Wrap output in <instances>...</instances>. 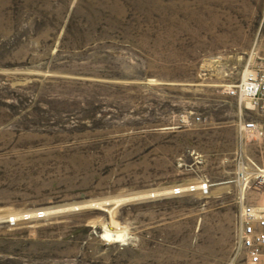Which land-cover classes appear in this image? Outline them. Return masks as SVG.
Returning a JSON list of instances; mask_svg holds the SVG:
<instances>
[{"label":"rangeland","instance_id":"rangeland-1","mask_svg":"<svg viewBox=\"0 0 264 264\" xmlns=\"http://www.w3.org/2000/svg\"><path fill=\"white\" fill-rule=\"evenodd\" d=\"M261 68L264 0H0V264H247Z\"/></svg>","mask_w":264,"mask_h":264},{"label":"built area","instance_id":"built-area-1","mask_svg":"<svg viewBox=\"0 0 264 264\" xmlns=\"http://www.w3.org/2000/svg\"><path fill=\"white\" fill-rule=\"evenodd\" d=\"M227 94L240 105L250 104L246 118L239 123L241 140L247 144L257 145L264 149V68L259 71L246 70L242 79L227 89ZM200 118L197 117V120ZM243 189L240 200L244 202L246 191L256 189L264 193V167L253 156L239 160L236 176L232 180ZM211 183L206 179L195 186L176 187L174 195L184 191L200 190L202 194L210 192ZM238 241L240 248L247 256V264H262L264 254V208L256 204H244L240 213Z\"/></svg>","mask_w":264,"mask_h":264},{"label":"bare ground","instance_id":"bare-ground-1","mask_svg":"<svg viewBox=\"0 0 264 264\" xmlns=\"http://www.w3.org/2000/svg\"><path fill=\"white\" fill-rule=\"evenodd\" d=\"M106 237L108 238H116V240H123L124 234L121 232H112L111 230H106Z\"/></svg>","mask_w":264,"mask_h":264},{"label":"crops","instance_id":"crops-1","mask_svg":"<svg viewBox=\"0 0 264 264\" xmlns=\"http://www.w3.org/2000/svg\"><path fill=\"white\" fill-rule=\"evenodd\" d=\"M261 148V150H260V155H259V157L258 156H253L255 159H257L258 160V162H259V164L261 165V166H263L264 167V149L262 148V147H260Z\"/></svg>","mask_w":264,"mask_h":264}]
</instances>
